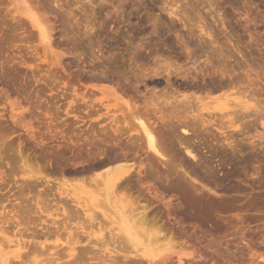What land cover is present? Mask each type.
<instances>
[{
  "label": "rangeland",
  "instance_id": "rangeland-1",
  "mask_svg": "<svg viewBox=\"0 0 264 264\" xmlns=\"http://www.w3.org/2000/svg\"><path fill=\"white\" fill-rule=\"evenodd\" d=\"M28 2H31V5H34L40 12L38 13L39 17L41 16L49 30L50 40L48 39V42L45 43L38 38L37 30L30 25L26 16L16 12L12 0H0V126L4 128H0V142L6 138L8 143H5L6 140L2 141L3 143L7 145L12 143L13 147L7 146L9 150L5 146L1 149L6 159L13 158V155L17 156L18 143L21 144L22 156L24 154L28 156L25 163L21 165L26 164L25 168H21L22 173L26 176L30 175V177L35 176L38 178V182L39 178L43 181L40 180L42 184L39 185L41 186H37L34 191L36 195L40 193L37 195L38 197H34V194L31 197L33 198L32 202H39L40 207L43 205L42 198H44L41 192L45 186L50 187L51 184H53L51 188L53 186L52 189L56 193L77 195V198L78 195H81L77 200L80 203L84 201L86 205H88V199L91 196L104 193L100 185L98 186L100 190L94 189L95 186L89 182L90 178L87 174V176L84 174L85 181L81 175H77L78 178L73 176L76 174L71 171L72 169L81 168L82 165V167L88 166L81 158L76 159L75 154L85 157L86 149L89 147L87 140L92 137V131L96 142L102 137L113 138V136H107L112 131L109 133L110 130L105 126L108 120L103 115L106 111L100 101L104 100L103 104L108 103L109 99L117 95L116 93L109 95L106 88L121 83V87L128 89H126L127 94L141 102L142 93L146 91L144 89L149 88L148 86L151 87L153 83L147 81L148 86H145V83H139L138 88L141 92H136L131 86L129 87L130 81L128 83L124 78L133 71L138 73L140 67L165 68L166 63L176 60V64L172 65L192 71L195 68L205 67L204 61L208 58L211 63L207 65L209 70L214 67H222L224 64L226 69H231L234 75L238 73L236 76H240V80H234V84H230L233 87L228 85V81H225L224 87L213 91L203 100L211 106L209 111L212 119H218L222 116L221 114L228 112L229 117L222 120L226 126L230 124V122L228 123L230 118L234 117L230 111L233 105L235 109L251 106L252 103H254L252 106L256 105L257 107L264 105V0H28ZM119 2L122 3V6ZM133 5L138 10H132ZM148 5L151 10L145 8ZM92 6L93 13L91 12ZM160 6L166 9L185 11L186 16L190 19V25L187 23V28L181 26L175 17L173 18L175 26L171 27L168 25L169 16L157 8ZM116 7L118 14L114 11ZM121 9L122 11H120ZM153 21L157 23L156 28L158 27L154 33L151 32ZM222 21H224V25L221 23ZM87 25H89L88 28L91 26L95 28L94 33L87 30ZM132 26L135 27V30L133 28L134 31L130 32L128 29L129 31L126 32V29ZM116 27L121 28H119L120 35L114 34L113 30ZM203 32L211 34L210 37H207ZM210 39L214 41L209 45ZM201 41L206 44V48L203 45V49ZM186 47L193 50L192 56L187 57ZM237 47L240 53L236 50ZM219 48L223 49L222 54L226 52L225 54L230 56L228 60L217 57L220 52ZM100 55H108L110 60H107L106 57L103 59L106 61L101 62L104 57ZM91 61L95 62L94 70L98 73L101 72L100 69L108 67L107 74L111 81L108 80L112 84L108 80L87 76L89 69L93 68ZM247 74L250 75L246 76ZM85 102L97 103L95 106L99 105V108L100 106L102 108L99 110L96 106L95 109L98 111L88 115ZM9 103L14 105H11L13 108ZM236 105L238 106L236 107ZM124 110L126 111L125 107ZM124 110L123 112H125ZM248 110L250 111L251 108ZM248 110L247 108L242 110V112L245 111L243 112L246 115L245 118L235 121V126H239L236 129L226 127L223 129L225 132L221 133L223 130L219 131L216 129V125H213L200 128L199 131L197 130L198 133L194 131L188 135V138H191L194 137L193 134L197 133L199 139L198 143L195 142L197 144V163L199 164L198 179L207 182L209 185L207 188L210 187L214 192L198 187L202 192L195 201L197 207L203 208L205 217L203 221L198 220V227L188 221L178 223L175 215L169 218L163 217L179 235V240L194 243L196 247L203 250L202 252H205V255L208 254L206 257L209 259L206 262H192L183 259L182 264H211L212 261H215V264H228L229 262L232 264H264V259L259 257L262 251L264 252V124L262 125L264 114L258 115L257 113L256 116L251 112L252 110L251 113ZM202 112L204 113V111ZM206 113L205 117L210 118ZM89 116L90 119L92 117L91 120ZM16 117L24 121L25 126L14 124L13 119ZM28 121L33 122L31 126L36 131L33 132L26 128L27 124L25 123ZM127 124H131L130 133H134V130L138 128L135 120H129ZM102 126L106 128H102ZM102 129H106L108 132L106 130L103 132ZM240 129L242 130L240 131ZM51 131L53 132L51 133ZM56 132L57 134H55ZM88 133L91 136H87ZM126 135H122L121 139L124 143L128 141L129 144V141L133 140L127 138ZM104 138L102 140H105ZM122 140L119 139L120 142ZM104 142H108V140ZM104 142L102 141V146H104ZM131 149L128 153L129 156H137L134 153L136 151ZM131 152L134 153L133 156L130 155ZM138 153L137 159L132 161L136 164L140 160L146 162L145 155L143 154L141 157L140 152ZM155 159L156 164L165 162L157 157ZM173 161L179 163L180 157H173ZM59 162L64 164L62 165L65 171L63 177L59 172L53 175L48 171V163L56 167L60 164ZM72 162L73 164H71ZM184 162V165L188 164L186 166L192 168V160ZM66 163H69L68 166L65 165ZM45 164L47 170L43 168ZM37 166L43 170H38ZM5 168L7 167L5 166L3 169ZM207 169L212 173L206 174ZM20 174H14L15 177L12 179L18 184L23 181L19 179L21 178ZM5 180L3 183H6ZM10 180L8 181L12 185L13 182ZM95 190H97L96 193ZM168 198L169 196H167ZM175 199L173 200L175 201ZM84 202L83 204H85ZM5 203L3 206H7ZM9 206L5 210H8ZM159 206L160 209H164L163 205L159 204ZM2 210L0 207V212ZM39 215L42 225L52 222L60 223L65 217L59 203H57V208L52 206L47 207L46 210L42 206ZM80 227L79 223L73 221L70 223L69 221L66 226L64 225L63 230L60 229V231L45 235V237L42 235L37 237V241L43 242V247L29 248L26 245L29 248L27 249L19 246L21 256L18 258L10 256V264L70 263L73 256L70 255L71 248L68 244L72 245L77 240L81 244L86 243L85 245L87 243L98 244V247L101 243L96 240L99 236L92 237L89 232L93 229L97 231L96 227L91 228L92 230L84 227L82 231ZM6 229L8 230V228ZM12 229L15 230L17 227L15 229L12 227ZM210 229L218 231L214 235L216 243H213L212 247H206L205 245H208L211 239H209L211 237L209 233L212 232ZM235 229L246 230V238L250 239L252 244L250 249L243 244L244 242L240 241L241 243H239L238 238H233L236 237L233 235ZM138 230L142 231L143 228L134 231L137 236L136 239L135 235L133 237L137 241L133 242L137 243V245L135 244L137 250L134 248L132 252L147 247L146 249L155 254L164 249L163 244L161 245V238L158 240L153 237L154 239H152V237L144 235L149 228H146V231L144 229L143 234ZM78 231L84 233H78ZM10 232L12 233V231ZM77 234L79 235L77 236ZM11 235L8 233V236ZM24 237L25 240H29V237L25 235ZM1 238L3 239V237ZM3 241H0V244ZM148 242H150L149 245H147ZM13 243L10 244L8 251L14 252L13 250L18 247L14 241ZM156 243L160 245L158 244L156 247ZM4 244H1L0 247L3 248ZM134 244L132 247H135ZM179 245L174 248V251L180 257L191 250V248L188 249L189 247ZM81 249L77 245L76 253ZM252 249L256 251L254 256L248 254ZM262 254L264 256V253ZM221 255H224L225 258H220ZM226 258L230 260H226ZM175 259L171 264H178Z\"/></svg>",
  "mask_w": 264,
  "mask_h": 264
},
{
  "label": "bare ground",
  "instance_id": "bare-ground-1",
  "mask_svg": "<svg viewBox=\"0 0 264 264\" xmlns=\"http://www.w3.org/2000/svg\"><path fill=\"white\" fill-rule=\"evenodd\" d=\"M12 2L14 4L16 12L26 16L28 19L26 20L29 21L30 25L37 30V34H38L37 36H39L38 38L45 41V43L48 42V39L50 40L49 30L46 24L42 21L41 16L39 17L40 14L38 13L40 12L37 10V8L34 5H31V2H28V0H12ZM88 3L90 4L91 2L89 1ZM120 5L117 7L119 8ZM150 6L152 7V4ZM117 7L114 10L115 13L118 12ZM132 7H133L131 8L132 10L134 11L138 10L134 5ZM145 8L149 9V5L148 7L145 6ZM157 8H159L160 11H164L165 14L169 16L170 19L168 20L169 21L168 25H170L171 27L175 26L173 19L175 17L181 23V26L186 27V24L187 23L189 24L190 19L188 16H186L185 11L181 12L180 10H175V9L171 10L170 8L166 9L163 6ZM120 11H122V9ZM91 12L93 13V6L91 8ZM21 19L24 20L23 17H21ZM221 23L224 25V21H222ZM156 24L157 23L153 21V25H152L153 28L151 31L153 33L158 28V27L156 28ZM88 26L89 25L86 26L87 30L90 31V33H94L95 28L92 26L91 28H88ZM119 28L116 27V29L113 30L114 34L120 35L121 31L119 30L121 28L120 29ZM133 28L135 30V27L133 26L128 27L126 29V32L128 29H130V32L134 31ZM203 33L206 34L207 37L208 36L210 37L211 35L208 32L207 33L203 32ZM213 41H214L213 39H210L208 44L209 43L211 44ZM201 42H202L201 45L202 46L205 45L206 48V44H204L203 41ZM219 49L220 52L217 54V57H219V59L222 60H226L227 58L228 60L230 56L225 54L226 52L224 53L225 55L222 54L223 49L222 48ZM238 49L239 48L237 47L236 50L240 53ZM186 50L188 51V52L186 51L187 57L193 53V50L189 49L188 47H186ZM100 56L104 57V58L101 57L102 58L101 62L106 61L103 60L106 59V57L108 58L107 60H110L109 59L110 56L108 55L107 56L100 55ZM96 59H98V57ZM222 60L221 62H223ZM175 61L166 63L165 68L158 67L156 69L155 68L147 69L140 67L138 73L133 71L131 72L130 75L124 77L125 80L128 81V83L130 81L131 85L128 84L129 87L131 86V88L136 92L140 91V89L138 88L139 83L140 84L145 83V86L147 85L146 83H148L149 81L150 83L151 82L153 83L151 87L147 85L149 88L146 87V89H144L146 91H144L145 93H142L143 99L141 100V102H138L137 101L138 99L134 100L132 96L127 94L126 93L127 88L124 89L123 87H121L120 86L121 83L120 84L117 83L116 85L109 84L110 86L106 88V90L109 92L108 93L109 95L114 93H116L117 95L114 98L109 99L108 103L103 104L102 102L104 100L100 101L101 106H103V108H105L106 111L104 112V114L103 113L102 114L105 115L106 116L105 119L108 120L107 123H105L107 125L105 124L104 125L107 126L108 130H110L109 133L111 131L113 133V134L110 133V135L107 136L110 137L113 136V138H110L111 139L110 140L109 138L107 139L100 136L102 137V139L104 138L105 140H108V142H104L105 140L101 139L104 142L103 143L104 146H102L101 144L102 141L99 139V137H97L99 140L96 142L95 137L93 138V131H92L93 129H90L92 131V137L91 138L89 137V140H87L89 147L87 146L88 149H86L87 147L85 148L87 150V151L85 150L86 151L84 155L85 157L83 158L82 156H80L81 154L80 155L75 154L76 159L81 158L82 161L86 162L88 166L82 167L83 166L82 165L81 168H74L71 170L74 174H76L73 175L76 178H78L77 175L78 176L81 175V177L85 178V175L87 174L88 177L90 178L89 182L94 184L95 186L94 189L98 190L99 189L98 186L100 185L102 186L101 189L104 190V193H102V195L95 194L94 196H91L88 199V205H86L84 201H82V203L78 201L81 195H78L77 198V195L70 196V195H62L60 192L56 193L52 189L53 186L51 188V185L53 184H51L50 187L45 186L49 188L47 189L44 187L43 191L42 190H41L42 192L40 191L44 195L43 196L44 198H42L43 203L41 202L43 205H41V207L38 204L39 202L37 201L32 202L33 198L31 197L34 194V191L36 190L37 186H41L39 185L42 184L40 183L41 179L39 178V182H38V178H36L35 176L30 177V175L26 176L24 173H22V169L25 168L24 166H26V164H23L24 166L21 165L22 163H25V161L28 159V156L27 154L26 156L25 154L22 156V150L20 148L21 144L19 145L18 143L17 156L13 155L12 156L13 158L6 159V156L3 154V151L1 149L4 148V146L6 147V149L7 146L13 147L12 143L10 142L11 145H9L10 143L8 145L5 144L8 140L6 138L4 139L6 140L5 143H3L4 140H2L3 142L2 141L0 142L2 144H5L3 146H1L2 144H0V169H1L0 170V207L3 209L0 212V234H1L0 241L4 240L5 242L3 241L1 242V244L3 245L5 243L7 245L6 246L4 244V247L6 246L5 248L0 247V264H10V260H9L10 256L13 258L20 257L21 254L19 253L20 252L19 246L26 247V245H28L29 248L32 247L36 248L39 246L43 247L44 245L42 244L43 242L42 241L40 242L39 240L37 241V237H39L40 235L45 237V235H50L55 232H58L60 231L61 226L62 227L64 225L66 226V223L69 221L70 223L71 221L79 223L81 226L80 227L81 231L83 230L84 227L90 229L96 227L97 231L95 229L93 230L91 229L92 231L89 232H91L90 234H92V237L99 236L97 237L96 240H98V243L99 242L101 243L99 245L100 247L99 246L97 247L98 244L96 245L94 243L93 244L87 243V245H85L86 243H84L83 245H81V243L77 240L73 242L72 245L68 244L69 247L71 248V249L69 248L70 249L69 252L70 255L73 256V259L70 261V263L67 264H171L172 261L174 262V258H176L175 260H177L178 264H182L183 259L192 262H198V261L206 262L207 259H209L206 257L208 254L205 255V252H202L203 250L199 249V247H196L194 243H190L189 241L187 242V240H179L178 239L179 235L174 231V229H172L168 225V223L166 222L165 219H163V217L166 216L167 218H169L170 216L175 215L178 219V223L181 224L183 222L188 221L189 223L195 225V227H198L197 224L198 220L200 219L203 221L205 217L203 216L204 215L203 208L197 207L195 200L197 197L201 196L202 191H200V189L202 188L203 190L204 188L206 189L209 186L207 182L202 181V179H198L199 164L197 163V159H198L196 153L197 144L195 143V142L198 143L199 141L197 136L198 131L200 130V128L212 127L213 125H216V129L219 131L225 129L226 127L236 129L239 126L238 125L235 126V121H238L240 120V118L246 116L243 113L245 111L242 112L244 108H247V110L251 108L252 111L251 110L250 111L253 112L254 115H256L257 113L258 115H262L264 114V105L263 107H257L256 105L252 106V104L254 103H252L251 106L245 104L248 107H242L240 109H238L239 107L235 109L234 108L235 106L233 105L230 111L232 112V114H234V117L230 118V121H228V123L230 122V124L226 126V124H224L222 120L224 118L227 119V116L229 117L228 112L227 113L225 112V114L222 112L223 114H221L222 116L220 118L212 119L211 112L209 111V109H211L210 108L211 106H209V103H206L205 101L203 102V100L207 98L208 95L212 94L213 91L218 90L221 87H224L226 85V84L224 85L225 81L229 82L228 85L230 84L232 85L234 80L237 79L240 80V76L239 77L236 76L238 73L234 75L232 70L226 69L224 64L222 65V67H214L211 68V70H209L207 68L208 67L207 65H210L211 63L208 58H206L204 61L205 67L195 68L192 71L191 70L189 71V69L184 70L180 67L172 65L173 63H175ZM94 63L91 66L93 68L89 69L87 76L92 78H97L99 80L100 79L108 80L109 79L107 74V70H109L107 69L108 67L105 66V68L102 70L100 69L99 71L101 72L98 73L97 71L94 70L95 69ZM256 74L258 73L256 72ZM248 75L250 74H247L246 76ZM109 80L111 81V79ZM99 90L102 91L101 89ZM81 99L83 100V97H81ZM11 102L13 103L15 101H11ZM17 102L19 103V101ZM17 102L16 104L18 105ZM95 104L92 102L91 103L85 102V106L87 108L86 112L88 115H92L96 113L98 109L101 110L100 108L102 107L100 106L99 108V105L98 106L96 105L98 109H95L96 107ZM11 105L13 104H10V106ZM237 106L238 105H236V107ZM124 107L126 108V111L124 110ZM11 108L13 107L11 106ZM122 109L125 112H123ZM202 111H204V113ZM250 111L249 113H251ZM205 113L208 114L210 118H206L204 115ZM16 118L15 119L12 118L14 124L16 125L22 124L23 126H25L24 121L20 120V118L17 119ZM129 120H135V122H137L138 124V128L134 130L135 131L134 133L132 132L130 133L131 124L129 125L127 124ZM32 123H33L32 121H28L25 124H27L26 127L27 129L34 132L35 129L31 126ZM263 124L264 122H262V125ZM22 125L21 127H23ZM105 126H102V128H106ZM0 128L3 127L0 126ZM105 130L106 129H104L103 132ZM108 130L106 131L108 132ZM241 130L242 129H240V131ZM194 131L197 132L193 134L194 137L190 136L191 138H188V135L194 133ZM52 132L53 131H51V133ZM223 132L225 131L223 130L221 133ZM55 134H57V132ZM88 134L87 136H91L90 134L89 135ZM125 134H127L126 135L128 136L127 138L133 140L132 142L129 141V144L127 143L128 142L127 140H126L127 142L124 143L123 140L121 139L122 135ZM107 136L105 135V137ZM119 139L122 140V142H120ZM63 140L66 141V139ZM109 140L111 141L110 143ZM131 148H133V151L134 150L136 151L134 153L137 154V156H139L138 152H140V156L141 155L143 156L144 154L146 157L144 158V160L147 159L146 162L142 160L137 162V164L133 162L134 161L133 159L136 160L137 156L136 155L134 157L129 156L128 153L130 152ZM131 153L130 155L133 156L134 153L132 154ZM156 157L159 159H163L165 162L164 163L158 162L156 164L157 162L155 161ZM173 157H180V162L175 163L173 161ZM191 160L193 161L192 168L186 166L188 164L184 165L185 164L184 161L190 162ZM113 162H115V164H113ZM68 164L66 163L65 165L68 166ZM71 164H73V162ZM79 164H81L80 161ZM38 165L41 167L40 164ZM58 165L55 167V165L53 166V164L48 163V166L45 164L43 168L46 169L48 167L49 173L51 174L53 173L54 175V173L59 172V174L62 176L65 173L64 167L62 166L64 164H61L62 167ZM5 166L7 167L5 168L7 169L6 170L7 173L5 172V169H3ZM40 167L37 169L40 171L41 169L43 170V168L40 169ZM96 170L98 171L96 172ZM210 171L208 170L205 173L208 174V172ZM16 173H21L19 175V177L21 178L19 179L20 181L23 180L21 183L19 182V184L17 181L12 180L15 177L14 174ZM6 177L8 178L6 179ZM10 179L13 182L12 185H10L11 182L9 183L8 181ZM71 179L73 180L72 177ZM4 180L6 183H3ZM83 180L85 181L86 178ZM80 187H82L81 184ZM198 187H200V189ZM97 190H95V193L97 192ZM207 190L214 192L210 187L207 188ZM10 191L13 192L8 194L7 192ZM37 195L34 194V197H36ZM167 196H169L168 199ZM174 198H176L175 201L173 200ZM4 202H6L5 204L7 206L10 205L9 206L10 208L8 210H5L7 206H3ZM83 202L85 204H83ZM57 203H59L62 207L65 216L64 219L57 224L52 222L50 224L48 223L42 225L40 222L41 218L39 215L42 206L44 207V210H46L47 207L49 208L52 206H56L57 208ZM159 204L163 205L164 208L163 210L160 209ZM147 226H150L152 228ZM9 227H11V229L12 227H14V229L17 227V229L11 230L9 229ZM145 227L147 229L149 228L150 231L149 230L146 231ZM6 228H8V230ZM137 229H141L142 231L140 230L138 231L142 234L144 233L143 231L145 229L146 233H144V235H146L147 237L149 236L150 238L152 237V239H154L153 237L157 239L161 238L160 240L162 241L161 245L163 244L164 249L155 254H152L148 249H146L147 247L145 249H139L140 251H136L137 243H135L136 244L135 245L133 241L136 239L137 233L134 234V231ZM236 229L235 231L233 230L234 234L233 233L232 234L236 236L233 238L235 239L238 238L239 243H241L240 241H242V243L244 242L243 244L246 245L248 249H250L252 244L250 239L246 238V230L239 231ZM9 230L12 231V233ZM210 230L212 231V229ZM81 231H78V233ZM213 231L209 233L211 235L209 239L210 238L211 239L210 240L208 239L209 243L208 245H205L206 247H212L213 243L214 244L216 243L214 242L216 241L214 235L218 231H214V232ZM8 233L12 235L8 236ZM24 235L29 237V240H25ZM78 235L79 234H77V236ZM133 235H135V239ZM77 236L75 237L77 238ZM1 237H3V239ZM137 238L139 239L140 237ZM13 241L15 242V245H17L18 247L16 248V250H13L14 252L8 251V249L10 248V244L13 243ZM149 243L150 242L146 244L149 245ZM132 244H134L135 247H132ZM158 244L156 247H158ZM179 244L181 246H186L187 248L189 247L188 249L191 248V250H188L187 253L182 254L183 257H180V255L178 254L176 255L174 251V248ZM77 245L80 246V249L83 248L78 253H76L75 251ZM134 248L136 250L135 252H132L134 251L132 250ZM27 249L25 251H27ZM254 251H255L254 249L249 250L250 253L248 254L254 256L256 254V251L255 253ZM262 253L264 252L262 251ZM262 253L261 255L259 254L260 255L259 257L264 259ZM210 258L212 259V257ZM220 258H225V257L224 255H221ZM226 260H230V259L226 258ZM214 262L215 261H212L211 264H215ZM224 262L225 260L223 261V263ZM47 264H52V263L49 262ZM228 264H232V263L229 262Z\"/></svg>",
  "mask_w": 264,
  "mask_h": 264
},
{
  "label": "flooded vegetation",
  "instance_id": "flooded-vegetation-1",
  "mask_svg": "<svg viewBox=\"0 0 264 264\" xmlns=\"http://www.w3.org/2000/svg\"><path fill=\"white\" fill-rule=\"evenodd\" d=\"M63 228H64V226H63V227L61 226V229H62V230H63ZM67 231H68V230H67ZM81 245H83V244H81Z\"/></svg>",
  "mask_w": 264,
  "mask_h": 264
}]
</instances>
